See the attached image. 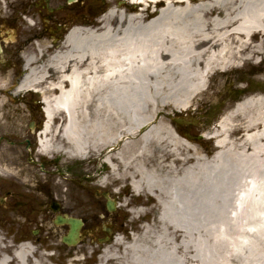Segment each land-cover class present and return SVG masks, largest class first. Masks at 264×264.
I'll list each match as a JSON object with an SVG mask.
<instances>
[{"label": "bare ground", "instance_id": "obj_1", "mask_svg": "<svg viewBox=\"0 0 264 264\" xmlns=\"http://www.w3.org/2000/svg\"><path fill=\"white\" fill-rule=\"evenodd\" d=\"M133 1L106 0L105 15L81 22L62 44L43 34L26 49L20 92L37 90L44 101L40 152L98 157L114 180L146 196L147 209L132 213L149 221L140 234L116 236L99 264H264V68L247 82L237 76L264 63V0ZM229 73L240 101L218 120L208 156L166 111L214 101L211 81ZM6 241L0 264H50L32 262L31 244L12 254Z\"/></svg>", "mask_w": 264, "mask_h": 264}, {"label": "rangeland", "instance_id": "obj_2", "mask_svg": "<svg viewBox=\"0 0 264 264\" xmlns=\"http://www.w3.org/2000/svg\"><path fill=\"white\" fill-rule=\"evenodd\" d=\"M84 2L87 3L88 13L79 14V17H84V19L87 15L96 12L98 13L96 15L97 19H99L104 13L103 11L109 8L104 4V0L103 3L100 1L96 5H94L96 0H84ZM20 4L19 0L0 1V33L7 31L8 34H16L17 29L20 28L24 33L31 35L29 32L30 26L25 19L27 15L29 16V13H25L26 9L23 13V7ZM70 8L74 9L75 7L70 6ZM44 13H46L45 10ZM60 14L62 15V12L56 10L54 17H59ZM19 21H21L23 28L19 25ZM10 22L14 23L13 27L9 26ZM68 25L70 26V24ZM38 29L39 27L34 28V30L31 29L33 31L32 36H36V33L39 32ZM36 30L37 32H34ZM1 35H6V33ZM31 39L27 37L26 41H24L25 46ZM35 40H31L29 45L34 44ZM262 67L264 68V63L256 68L246 67L239 71L237 74L240 78L239 82L241 80L242 82H247L252 76L258 74L255 70H259ZM231 74L229 73L224 77L216 76L211 81L215 87L210 89L212 96L216 94L214 101L207 97L201 99V102L198 101L189 112L177 113L172 109L166 111L167 114H171L174 118L180 115L197 114L199 116L197 122L194 121L190 125L185 126L190 129L194 138L193 142L200 144L208 156H212L217 151V148L215 144L205 141L199 135L203 132H213L220 115L240 101L236 97L230 96L228 85L234 77V74ZM8 82L6 79L5 81H0L1 85L5 86ZM257 88L261 87H256L255 89ZM220 99L224 102L222 108L219 110L216 108L214 115L210 116L214 112L213 109H215L213 108L214 102ZM161 113H159L160 116ZM202 114L205 116L200 117ZM156 119H158V116ZM173 126L179 130L174 122ZM5 131L6 125L0 118V137ZM139 137L137 135V138L135 137L133 141L138 140ZM6 146V143L1 145L2 151L7 150ZM4 158L3 155H0V168H5L8 171L6 174L0 173V238L7 239L5 246L14 245L15 248L13 249L12 247L11 251L9 250L12 254L19 243L28 239L35 246L38 245L36 247L39 248V252L58 255L81 253L85 257L81 258L80 264L82 262L84 264H99L104 250L106 248H115L116 245L113 241L116 236L123 237L140 234L142 231L141 226L145 222L143 220L149 221L150 219L137 218L132 213L134 208L146 204V196L137 197L128 179L114 180L110 167L103 161L100 162L98 157L87 160H68L64 155H56L54 157L58 163L56 166L49 167L46 172H41L37 166L25 165L28 169L26 173H21V169H19L22 168L21 166H17ZM147 167L150 168L149 165ZM7 191L12 196H6ZM104 193H108L112 199H115L114 197L116 196H124V198H117L116 202L126 205L132 201L130 204L132 210L125 212L126 214H123L124 211L122 209L124 208H119L115 213L108 212L106 209L107 199L104 197ZM55 204H58L60 209L62 208L60 214L88 221L87 225L83 227L84 238L72 251L62 243V238L67 235L69 229L66 226L58 227L54 224L57 214L52 208ZM140 208L147 209L146 207ZM157 215L158 213L155 214V217ZM125 216L130 217V219H126L127 217ZM110 228L114 231L113 235L115 234V236L112 237V235L109 241L105 240V242H102L101 240L104 241L105 239L106 231L104 229L108 230ZM36 240L37 243H35ZM119 252L121 253L120 250Z\"/></svg>", "mask_w": 264, "mask_h": 264}, {"label": "flooded vegetation", "instance_id": "obj_3", "mask_svg": "<svg viewBox=\"0 0 264 264\" xmlns=\"http://www.w3.org/2000/svg\"><path fill=\"white\" fill-rule=\"evenodd\" d=\"M100 1L103 3V0H96L94 5L99 4ZM19 3H21L20 5L23 7V13L25 9V13H29L28 19L33 21L35 28L39 27V32H37V30L34 31L37 32L36 36H32L33 31H31V29H29L30 35L18 28V33L16 32V34H8L7 31L0 33H6V35L0 36V75L2 78H0V81H5V79L9 81L6 86L2 85V88H0V118L6 125V131L0 137V155H3L5 157L4 159L9 160V162L21 166L22 168H19L21 169V173H26L28 171L25 165L37 166L39 171L46 172L49 167L52 168L58 163L57 160L54 159L55 156H45L40 152L39 148V139L41 138V133L46 124L45 104L43 99L33 92H20V87L27 71L25 66V51L29 46L36 48V42L43 34H47L50 42L61 43L74 23L83 22L90 18L97 19L96 15L98 13L87 15L85 19L84 17H79L81 13H88L87 3H85L84 0H76L72 3H70V0H19ZM104 4L107 5L106 0H104ZM70 6H74L75 8L71 9ZM44 10L46 13H44ZM56 10H60L62 15L60 14L59 17H54ZM103 12L102 15H104L106 11L104 10ZM71 19L73 20L71 21ZM68 24H70V26ZM19 25L22 26L21 21H19ZM9 26L13 27L14 23L10 22ZM47 26L53 28L55 30L54 33H48ZM27 37L32 38L31 40L36 39L35 42H33L34 44L29 45L30 40L25 46L24 41H26ZM183 127L178 126L177 128H179V131L184 135H191L193 137L190 129L185 125ZM4 143L7 144V150L2 151L3 148H1V145ZM6 196L9 197L12 195L7 191ZM121 197L124 198V196L121 195L117 198L120 199ZM131 202L132 201L128 202L126 205L116 202L117 204L112 212L109 211L106 203V209L110 213H115L119 208H124L122 209L124 211L123 214H126L132 210L130 206ZM60 210L62 211V208ZM63 216L71 217L68 215ZM126 219H130V217ZM82 220L85 223L84 226H86L88 221ZM66 227L70 230L69 226ZM104 230L106 231L104 241L110 240L114 231L112 228ZM114 236L115 234L112 237ZM82 237L84 238V233ZM26 241L31 240L26 239ZM35 243H37V240ZM36 246H33L36 253L31 255L32 262H38L41 257H44L48 259L50 264H70L71 260L85 257V255L81 253L59 255L45 254L39 252V248ZM65 246L71 249V251L75 248L67 245Z\"/></svg>", "mask_w": 264, "mask_h": 264}, {"label": "water", "instance_id": "obj_4", "mask_svg": "<svg viewBox=\"0 0 264 264\" xmlns=\"http://www.w3.org/2000/svg\"><path fill=\"white\" fill-rule=\"evenodd\" d=\"M109 204V210L112 211L113 208ZM55 212L59 211L58 206L53 207ZM57 225H69L70 226V232L69 234L63 238V242L66 243L67 245L73 246L77 245L79 240H80V234H81V229L83 227V222L78 219L74 218H64L62 216H58L56 220Z\"/></svg>", "mask_w": 264, "mask_h": 264}]
</instances>
